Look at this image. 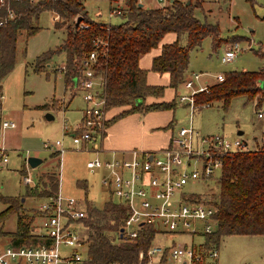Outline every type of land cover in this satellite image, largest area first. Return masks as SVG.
<instances>
[{
  "label": "rangeland",
  "instance_id": "1",
  "mask_svg": "<svg viewBox=\"0 0 264 264\" xmlns=\"http://www.w3.org/2000/svg\"><path fill=\"white\" fill-rule=\"evenodd\" d=\"M148 1L145 0V3ZM192 1L200 3L198 0ZM206 1L211 2L212 10L205 16L200 7H196L194 11L197 18L217 23L222 37L234 38L226 39L213 49L210 36H205L189 52V74L201 72L198 83L203 84L215 82L214 76L220 72L264 69V58L256 54L257 48L264 49V0ZM82 3L91 19L111 23L122 19L120 15H108L111 7L117 4L115 0H82ZM166 3L167 0H162L156 4ZM71 21L60 20L55 25L49 10L40 12L33 22L39 27L34 34L27 38L24 31L17 34L14 65L0 79V119L15 123L2 132L7 161H0V197L17 201H13L10 211L0 217V243L11 241L9 235L16 229L19 214H24L29 226L39 231L38 206L49 196L47 194L52 195L59 190L61 196L75 198L86 216V204L88 207L100 208L110 197L105 185L100 182L105 170L97 168L89 171L86 167L87 160L96 156L109 158L110 152L105 157L102 153L98 156L95 141L88 142L84 147L79 135L70 134V129L75 128L81 118L85 102L80 91L72 85L65 87L62 72L55 70L63 64L64 54H53L43 63L41 71L34 70L37 55L56 47L63 40L66 26ZM234 41L239 43L242 50L232 61L221 62L220 56L225 47ZM255 102L262 107L264 97L257 96L252 100L246 99L245 95H236L230 99L226 109L222 107L221 101H213L210 106L195 109L192 124L202 134L218 133L228 139L239 137L247 142V148H253L261 145L260 137L264 135V116L257 117L260 107ZM176 105L174 115L184 124L188 118L187 111L177 101ZM47 115H51V118ZM239 131L242 133L238 134ZM99 139L96 140L97 144ZM56 140L61 143L54 144ZM44 143L49 147L44 146ZM28 156L41 158V162L31 167L26 162ZM26 174L31 178L29 184L23 181ZM217 178L216 175L206 180H190L183 190L194 192L198 200L210 202L211 194L217 190ZM80 179L86 182V187L77 184ZM52 180L58 181L55 190L51 188ZM29 187L35 188L32 195L27 194ZM111 199L114 200L113 197ZM85 200L88 203L84 204ZM9 204L0 198V211ZM191 223L197 229L202 227L200 219H193ZM79 227L86 234L84 221L80 222ZM171 238L176 242H189L191 239L188 234L155 233L152 243L168 246ZM193 239L197 242L200 236H194ZM61 250L70 251L67 247H61ZM140 256L141 253L137 264H143V257ZM151 260L155 261L156 256L151 257ZM206 262L264 264V234L223 235L218 243L217 258H207Z\"/></svg>",
  "mask_w": 264,
  "mask_h": 264
},
{
  "label": "trees",
  "instance_id": "2",
  "mask_svg": "<svg viewBox=\"0 0 264 264\" xmlns=\"http://www.w3.org/2000/svg\"><path fill=\"white\" fill-rule=\"evenodd\" d=\"M138 2L124 0L119 14L122 19L116 23L89 18L81 0L13 3L16 16L0 26V79L14 65L17 34L24 31L26 38L34 34L39 28L33 23L34 20L40 12L52 8L59 14L62 22L68 19L74 21V18L81 16V21L88 26H75L71 21L66 26L63 40L56 47L37 55L35 71H41L47 59L61 52L64 54V62L55 70L62 72L65 87L73 86V79L82 72V60L94 51L92 67L104 79V108L122 107L106 120V126L115 118L130 112L173 108L174 98L146 101L148 96L161 97L164 85L146 82L147 70L138 65L139 56L156 47L166 32H175V40L163 44L161 51L152 58L150 70L159 74L168 73V86L176 90L184 79L192 48L199 45L205 36H210L213 49L234 36L222 37L217 23L197 18L194 15V9L199 6L197 1L167 0L165 5L159 7L138 5ZM2 15L3 12L0 11V16ZM182 37L184 42L181 41ZM256 54L264 58V49L257 48ZM261 82H264V69L229 70L223 73V80L211 84L207 92L196 93L195 100L199 103L221 101L222 107L226 109L230 99L236 95H245L246 99L252 100L257 96L264 97ZM255 105L261 106L257 102ZM219 158L222 165L217 176V190L211 194L209 202L215 207L216 227L206 236V244L209 240L219 242L223 235L264 234V144L226 151ZM77 184L83 186L81 180H77ZM56 187L58 181L52 180L51 188L55 190ZM34 191L35 188L32 187L27 189V193L31 195ZM194 195L195 193L191 198L198 200ZM111 197L100 208L88 207L85 200L88 213L81 222L84 221L87 227L86 251L80 264H106L111 261L137 264L139 253L144 255L155 235L156 230L152 225L143 224L136 237L120 238L118 230L128 208L123 202L112 200ZM0 198L10 203L0 211L2 217L10 211L13 201H17ZM16 223V229L9 235L12 244L49 242L48 238L31 231L24 214L17 216ZM145 260L143 257V261Z\"/></svg>",
  "mask_w": 264,
  "mask_h": 264
},
{
  "label": "built area",
  "instance_id": "3",
  "mask_svg": "<svg viewBox=\"0 0 264 264\" xmlns=\"http://www.w3.org/2000/svg\"><path fill=\"white\" fill-rule=\"evenodd\" d=\"M38 1L40 0H0V11L3 12L0 26L16 16L13 3ZM121 8L122 6H114L108 13L109 17L119 15ZM49 11L53 23L60 19L54 9ZM78 24L83 28L88 26L83 21ZM241 50L237 41L231 42L222 52L221 62L232 61ZM94 60L95 53L91 51L82 60V72L75 78L73 85L82 93L85 102L79 122L80 138L84 147L103 135L107 120L104 79L92 67ZM200 76L201 72L184 76L176 89L175 101L186 109L188 118L184 124H178L173 129L166 146L155 151L132 149L127 151V155L111 153L109 158L96 156L86 162L89 171L97 168L105 170L100 182L105 185L110 196L123 202L128 208L120 226V238L136 237L143 224L152 225L155 233L202 237L194 243L171 241L168 246L151 241L144 255L141 253L140 257L146 258L143 264H207L206 258L218 256L219 242L209 240L206 244V236L216 227L215 207L209 202L192 199L194 192L184 191L183 186L190 180H206L218 176L222 165L219 155L226 151L247 149V142L239 137L228 139L218 133L202 134L194 128L192 117L195 109L211 105V102H197L195 94L200 91L207 92L211 84L223 80L222 72L214 76L216 81L213 83H198ZM263 116L264 105L257 112V117ZM14 125L12 120L0 119L1 162L7 161L2 132ZM60 143L59 140L54 142L56 145ZM44 146L49 147L45 143ZM97 150L96 148L95 151ZM58 151L60 154V150ZM23 181L29 184L30 176L24 175ZM38 214L39 231H34L35 228L31 231L48 238L49 242L14 245L8 240L0 243V264H80L86 251V234L81 232L79 226L86 212L79 207L76 199L63 197L58 190L47 196L38 206ZM193 219L202 221L201 229L191 223ZM61 247H67L70 251H62ZM153 256H156L155 261L151 260ZM106 264L120 263L111 261Z\"/></svg>",
  "mask_w": 264,
  "mask_h": 264
},
{
  "label": "crops",
  "instance_id": "4",
  "mask_svg": "<svg viewBox=\"0 0 264 264\" xmlns=\"http://www.w3.org/2000/svg\"><path fill=\"white\" fill-rule=\"evenodd\" d=\"M117 4L115 6L124 5V0H115ZM200 1L199 6L203 11L204 15L212 10L211 2L206 0ZM153 2V3H152ZM156 0H149L148 3H145V0L142 2V5L149 7H159L162 5L156 4ZM210 6H208V4ZM206 5V6H205ZM113 7H111L112 9ZM40 14V13H39ZM195 15V11H194ZM196 16V15H195ZM197 17V16H196ZM175 32H166L160 39L156 47L151 48L150 50L142 53L138 58V65L141 68L147 70L146 82L149 84H158L164 85L163 95L161 97H146V101H155V100H170L175 99L176 90L168 86V73L159 74L155 71L150 70L151 60L161 51V46L175 40ZM181 41L184 42V38H181ZM189 64V60H188ZM187 68L185 71V76L190 73V70ZM49 66V65H48ZM1 95V94H0ZM175 105L170 109H159V110H150L147 112H130L128 114L119 116L114 120L110 121L104 131V134L100 137L97 144V139L94 144L97 145L96 154L99 153L105 157L108 153H115L116 155H127V151L132 149L137 150H148L155 151L167 145L169 137L173 129L181 123L174 115ZM183 107V106H182ZM122 107H112L106 110V118L109 119L112 115L118 112ZM80 119L78 120L75 128L70 129V134L80 136ZM78 130V132H77ZM261 144H264V135L260 137ZM82 142V141H81ZM4 144V141H3ZM5 147V146H4ZM106 158V157H105ZM81 180V179H80ZM82 185L86 187V182L81 180ZM28 194V193H27ZM85 204V201H83ZM1 230V229H0ZM191 237L189 242H195L193 237L199 235H189ZM10 237V236H9ZM171 241H174L171 238ZM202 237L200 236V240ZM199 241V240H198ZM176 242V241H175ZM188 243V242H187ZM207 260V258H206ZM147 264V263H144ZM208 264V262H207Z\"/></svg>",
  "mask_w": 264,
  "mask_h": 264
},
{
  "label": "water",
  "instance_id": "5",
  "mask_svg": "<svg viewBox=\"0 0 264 264\" xmlns=\"http://www.w3.org/2000/svg\"><path fill=\"white\" fill-rule=\"evenodd\" d=\"M138 5H142V3L138 2ZM80 21H81V16H77L75 21H74L75 26H77ZM73 80H74V84H75V78ZM260 84H261V86H264V82H261ZM47 117L51 118V115H47ZM240 133H242V131L238 132V134H240ZM26 162L29 166L34 167L41 162V158H38L36 156H28L26 158ZM119 231H120L119 235H121L122 227L119 228Z\"/></svg>",
  "mask_w": 264,
  "mask_h": 264
}]
</instances>
